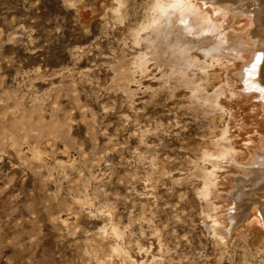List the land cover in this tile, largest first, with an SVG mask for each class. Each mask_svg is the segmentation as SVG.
I'll return each instance as SVG.
<instances>
[{"label":"rangeland","instance_id":"obj_1","mask_svg":"<svg viewBox=\"0 0 264 264\" xmlns=\"http://www.w3.org/2000/svg\"><path fill=\"white\" fill-rule=\"evenodd\" d=\"M156 4L0 0V264H264L215 162L239 169V59L156 46Z\"/></svg>","mask_w":264,"mask_h":264},{"label":"bare ground","instance_id":"obj_2","mask_svg":"<svg viewBox=\"0 0 264 264\" xmlns=\"http://www.w3.org/2000/svg\"><path fill=\"white\" fill-rule=\"evenodd\" d=\"M182 1L183 2L180 3H183L182 5L184 7L183 10L184 14L180 12L179 13L169 12L170 8H167V6L169 7V4L172 2L171 0L170 1L157 0L156 8L160 7L159 8L160 10L163 8L164 10L159 11L157 9L159 13L156 14L157 16L155 18V14H154L155 12H154L153 13L154 18L152 20L154 21L157 20L160 22V24L162 22L163 26H161L160 29H158L159 27L158 25V27H155L156 28L155 30L151 26L152 24L150 25L152 27V30L153 29L155 30V33L152 34L153 37L156 35V39L154 38L152 40L154 43L157 44L156 46L163 45V48L165 45L167 48L173 46L175 47L173 50H175L176 47H179V49L197 50V52L198 51L200 52L201 50H204L206 52L221 51V53H228L230 56H232V58L238 57L239 60H237V62L232 59L231 60L225 59L226 61L223 60L221 61V63L222 64L223 62L227 63L225 64L226 66L228 65L226 67L228 69V73L230 72L234 79V80L230 79L234 89H238V90L243 89L246 91L243 93L244 96L243 95L238 96L240 102L242 103L243 111H241L240 113L236 112L234 114L235 115L234 118L235 119L241 118L244 121V123H246V126L243 129V133H240L239 135L236 136L235 131L234 132L232 131L229 136L230 144L232 150L234 151L233 153L239 158V160L232 158L233 163L235 164L233 166L238 167L239 171L238 170L233 171L231 170L232 168L228 169L227 167L230 164L229 162H228L229 164L227 163L228 165H226L227 167L224 166L226 163L222 165L223 162L221 159H217L215 162L217 166L219 165L220 168L222 169V171L221 170L218 171L217 173L218 177H223L224 175L228 174V177L224 178L225 180L222 179L221 183H223V185L224 183H228V182L233 184L232 192L230 193L226 192L229 195L228 197L232 198L237 203V206H239L242 209L240 213L235 212L234 210L231 209L233 212L236 213V214L230 213V215H232V220L233 218L234 219L239 218L247 221L248 219L246 220L245 218L248 217L249 219H251L250 221L256 220L259 222L261 221L263 222L264 220V130L258 127L257 121H258V117H260L261 118L260 124L261 123L264 124V0H182ZM248 9L251 10L252 13L250 17L247 16ZM152 11H154V9ZM189 13H194L195 15L191 16V14ZM159 19L162 21H160ZM142 30L144 31V29ZM145 41L146 40H144L143 42ZM149 42L150 41L148 40L147 44ZM152 45L154 44H151V46ZM148 46H150V44H148ZM186 50L185 52H188ZM152 51L154 50L152 49ZM192 53L190 55H193ZM217 55L220 54L217 53ZM218 58H221V56L220 57L218 56ZM245 98H250V99L257 98L259 99V104L250 107L244 106V104H247L248 102V99ZM233 123H234V119L230 124V128L235 127L236 124ZM228 149L230 150V148ZM232 150H230V152H232ZM223 185L221 184V186ZM231 204L232 203H230L229 205ZM212 219L214 220V218ZM214 223L216 224V222ZM236 224L233 223V226ZM238 224L240 225V221ZM247 225H249V222ZM219 229L221 230V228ZM230 230L231 229H229V231Z\"/></svg>","mask_w":264,"mask_h":264}]
</instances>
